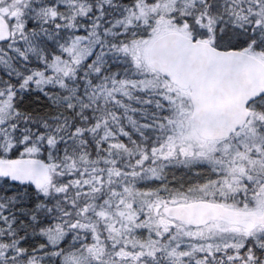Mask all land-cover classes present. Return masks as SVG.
I'll use <instances>...</instances> for the list:
<instances>
[{"label": "snow or ice", "instance_id": "obj_1", "mask_svg": "<svg viewBox=\"0 0 264 264\" xmlns=\"http://www.w3.org/2000/svg\"><path fill=\"white\" fill-rule=\"evenodd\" d=\"M0 264H264V0H0Z\"/></svg>", "mask_w": 264, "mask_h": 264}]
</instances>
